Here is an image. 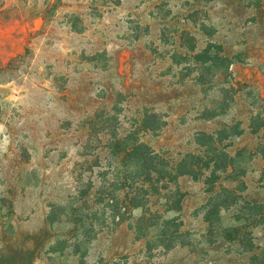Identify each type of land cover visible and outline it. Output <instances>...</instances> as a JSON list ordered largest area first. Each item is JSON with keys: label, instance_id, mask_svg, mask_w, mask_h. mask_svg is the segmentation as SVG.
I'll return each instance as SVG.
<instances>
[{"label": "rangeland", "instance_id": "rangeland-1", "mask_svg": "<svg viewBox=\"0 0 264 264\" xmlns=\"http://www.w3.org/2000/svg\"><path fill=\"white\" fill-rule=\"evenodd\" d=\"M0 264H264V0H0Z\"/></svg>", "mask_w": 264, "mask_h": 264}, {"label": "trees", "instance_id": "trees-1", "mask_svg": "<svg viewBox=\"0 0 264 264\" xmlns=\"http://www.w3.org/2000/svg\"><path fill=\"white\" fill-rule=\"evenodd\" d=\"M204 57H205V63L212 61V60H218L219 63L220 61H223L224 58L223 57H219L217 54H214L213 56L209 55L208 51H204ZM202 55V54H201ZM123 160H133V163L136 166H139L140 170L144 173L146 172V176L147 178L150 176V174L152 173H159L160 171H162L164 169V165L160 162V160L158 159V156L156 154H154L149 147L143 143V142H134L132 143L130 146L125 147L123 149ZM191 156V158H193V155H188ZM187 156V157H188ZM187 157L181 159V161L175 166V169H177V172L174 174L175 176H173L172 174V178H175L177 175H182V174H192L194 171L193 165L192 163L187 162ZM215 156H213L212 161L215 160L214 162V169L211 172V180L213 181L216 177V174L214 172V170L216 169H222L224 170L229 163L226 161H218L214 158ZM230 165H232V162H230ZM223 191L228 192L229 194H234V191L232 189H228L226 187L222 188ZM235 201V198L232 197V201ZM138 206V204H137Z\"/></svg>", "mask_w": 264, "mask_h": 264}]
</instances>
